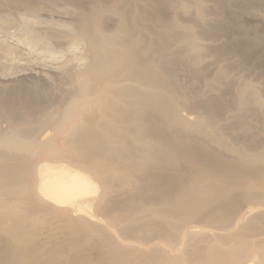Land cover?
I'll use <instances>...</instances> for the list:
<instances>
[{
	"label": "bare ground",
	"instance_id": "6f19581e",
	"mask_svg": "<svg viewBox=\"0 0 264 264\" xmlns=\"http://www.w3.org/2000/svg\"><path fill=\"white\" fill-rule=\"evenodd\" d=\"M43 1L0 0V264H264V15Z\"/></svg>",
	"mask_w": 264,
	"mask_h": 264
},
{
	"label": "rangeland",
	"instance_id": "374dc122",
	"mask_svg": "<svg viewBox=\"0 0 264 264\" xmlns=\"http://www.w3.org/2000/svg\"><path fill=\"white\" fill-rule=\"evenodd\" d=\"M41 1H43V0H41ZM244 1V0H243ZM44 2V1H43ZM45 2H46V0H45ZM48 2V1H47ZM58 2L59 3H62V4H64V2H63V0H58ZM241 2V3H240ZM240 2H239V4H238V8L236 7L235 9H236V13H235V15H238L239 14V16L237 17V16H235L234 18V22L233 23H235V24H237V25H239V26H241L242 28H244V29H251V28H253L254 26H255V24H258V23H254L253 21H249V20H246V18L243 16L244 14H246V13H244L243 11H247V9H248V11L251 9L252 10V8L254 9V11L255 12H258L259 14L261 13V14H263L264 15V0H256V2H255V0H247V1H244L245 3L246 2H248V4H243L242 5V0H240ZM249 2L251 3V5H249ZM255 2V3H254ZM258 2V3H257ZM254 3V4H253ZM245 5V6H244ZM249 5V6H248ZM240 6V7H239ZM246 8V10L245 9H243L244 7ZM253 6V7H252ZM249 7V8H248ZM241 9H243V10H241ZM260 9V10H259ZM238 10H240L239 11V13L237 12ZM242 14V15H241ZM242 17H241V16ZM241 19V20H240ZM237 20V21H236ZM246 23V24H245ZM251 27V28H250ZM14 30V29H13ZM13 30H11V31H13ZM237 30V29H236ZM260 30V31H259ZM236 32V31H235ZM237 32H239L238 30H237ZM248 32H250V30L248 31ZM252 32V31H251ZM253 33V32H252ZM234 34H236V33H234ZM237 34H239V33H237ZM251 34V33H250ZM254 34V33H253ZM256 34H259V35H263L264 34V26L263 25H261L260 26V28L256 31ZM250 72L249 73V75H250V77L251 76H253V77H251V78H260V77H264V66L263 67H261V68H259V69H253V70H246L245 72ZM261 71V72H260ZM244 72V73H245ZM248 72L246 73V74H248ZM252 72H254V73H252ZM256 72V73H255ZM258 72V73H257ZM261 74H263V76H261Z\"/></svg>",
	"mask_w": 264,
	"mask_h": 264
}]
</instances>
